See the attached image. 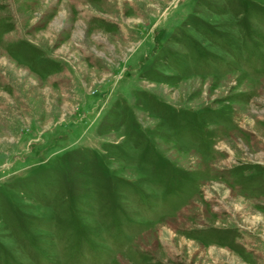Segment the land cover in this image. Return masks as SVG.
I'll return each instance as SVG.
<instances>
[{
    "label": "rangeland",
    "instance_id": "1",
    "mask_svg": "<svg viewBox=\"0 0 264 264\" xmlns=\"http://www.w3.org/2000/svg\"><path fill=\"white\" fill-rule=\"evenodd\" d=\"M0 264H264V0H0Z\"/></svg>",
    "mask_w": 264,
    "mask_h": 264
}]
</instances>
